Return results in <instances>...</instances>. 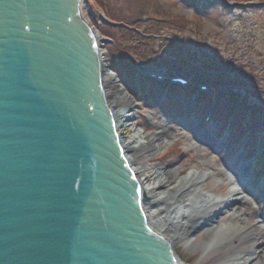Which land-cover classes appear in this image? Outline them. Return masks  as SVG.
<instances>
[{
	"label": "water",
	"instance_id": "95a60500",
	"mask_svg": "<svg viewBox=\"0 0 264 264\" xmlns=\"http://www.w3.org/2000/svg\"><path fill=\"white\" fill-rule=\"evenodd\" d=\"M84 0H0V264H181L145 219Z\"/></svg>",
	"mask_w": 264,
	"mask_h": 264
},
{
	"label": "rangeland",
	"instance_id": "374dc122",
	"mask_svg": "<svg viewBox=\"0 0 264 264\" xmlns=\"http://www.w3.org/2000/svg\"><path fill=\"white\" fill-rule=\"evenodd\" d=\"M194 1L196 8L186 0H86L82 13L93 28L102 34V39L111 41L105 45V51L109 55L112 69L119 75L126 89V84L132 87L136 80L133 66L137 68L135 71L139 79L135 85L141 90L144 83H148L141 70L149 68L151 71L163 73V69L169 70L166 64L176 65L169 68L177 74L179 70L185 76L189 75L190 80L212 86L215 74H218V69L213 66L215 61L229 64L228 67L240 74L235 77L234 71L224 72L227 83H236V79L242 82L241 86L233 85L231 90L245 99L248 108L246 113L238 114L237 108L233 109V114L222 113L220 120L211 124L207 131L204 130L205 133L197 127L196 120H165L159 117L156 111L151 112L155 121L142 122V118L137 116L146 113L137 102H132L136 116L130 124L135 133L151 135L168 122L167 126L173 136H167L165 145L154 157L152 165L179 167V178L195 173L207 175L199 188L208 198L228 200L236 194L234 199H237L238 203L229 212L216 214L211 223L213 231L205 232L198 227L173 247L175 255L186 264H212L223 253L222 250L212 251L223 234L216 229L235 223L230 218L235 211L241 210L240 212L244 213L243 219H249L246 221L247 225L255 226L253 233L262 231L256 236V240L261 237L264 239V224L255 215L258 211L264 212V178L261 177L264 168L260 169L262 165L258 167L256 174L259 178H256L255 168L252 166L262 146L257 148V145H252L246 130L254 124L255 115L264 117V0ZM103 18L111 25L104 22ZM160 64L162 69L158 68ZM220 66L225 68L224 65ZM225 82H219L222 85L219 90L227 91L224 90ZM226 103L224 98V104ZM254 110H258L257 114L253 113ZM240 120L243 121L241 125ZM224 125L228 127H225V133L222 135ZM258 127L264 130L263 118ZM230 130H234L232 135ZM204 134L208 135L209 139L202 145L197 135ZM263 135L264 133L262 137ZM248 139L249 144L253 146L249 147L250 150L247 148ZM212 144H216L218 150L216 146L213 148ZM249 151L254 154L253 160L246 158ZM222 155L226 160L222 159ZM225 161L243 169L241 173L245 175L244 181L255 187L251 195L241 191L238 181H229V178L233 180L234 177L226 173L223 175ZM195 198L189 197L193 205ZM189 205L191 207L192 204H186ZM176 213L172 218H180V212ZM153 215L154 212H151L152 219ZM167 218L168 216L156 214L152 223L158 227L165 221L167 223ZM191 224L184 221L185 228ZM251 244L252 242H247L243 247L248 248ZM259 250L261 254L257 264H264V245Z\"/></svg>",
	"mask_w": 264,
	"mask_h": 264
},
{
	"label": "bare ground",
	"instance_id": "6f19581e",
	"mask_svg": "<svg viewBox=\"0 0 264 264\" xmlns=\"http://www.w3.org/2000/svg\"><path fill=\"white\" fill-rule=\"evenodd\" d=\"M84 20L89 29L95 32L91 22L85 16ZM96 34L101 39V34L98 32ZM100 65L105 102L113 118L114 129L123 158L140 188L141 206L149 228L165 239L171 247H174L175 243L198 227L205 232L213 231L211 223L215 220L216 214L227 213L238 203V200L234 199L236 194H233L232 198L228 200L208 198L202 194L199 188L207 175L195 173L188 177L179 178V167L152 165L151 162L154 157L165 145L167 136L173 137L169 127L162 125L160 130L151 135L135 133L130 122L135 119L136 113L133 111L130 98L117 84L114 75L109 73L108 64L101 62ZM207 138L209 139L208 135L204 134L198 142L205 145ZM212 145L213 148L216 146V144ZM216 150H218L217 146ZM222 159L226 160V157L222 155ZM223 166L224 176L225 173H229L238 181V184L240 183V189L243 193L250 195L253 193L255 187L244 181L245 175L241 173L243 170L241 167L234 166L227 161L224 162ZM189 197H196L194 205ZM187 203H191V207L190 205L186 206ZM240 211H235L230 217L235 223L216 229L217 232L223 234L212 251L222 250L223 253L212 264H257L261 254L259 248L264 245V239L261 237L256 240V236L262 231L253 233L255 226L247 225L246 221L249 219H243L244 213ZM151 212H154L153 219L156 214L168 216L167 223L165 221L158 227L153 225V219L150 217ZM176 212H180V218H172ZM255 215L264 224V212L258 211ZM184 221L192 224L185 228ZM247 242H252V244L248 248H244L243 244ZM176 257L178 262L186 264L177 255ZM209 258L210 255L207 256V260Z\"/></svg>",
	"mask_w": 264,
	"mask_h": 264
},
{
	"label": "trees",
	"instance_id": "16d2710c",
	"mask_svg": "<svg viewBox=\"0 0 264 264\" xmlns=\"http://www.w3.org/2000/svg\"><path fill=\"white\" fill-rule=\"evenodd\" d=\"M188 3H191L192 4V6L193 7H195L196 8V4H195V1L194 0H186ZM218 5V4H217ZM219 8L221 7L222 8V6H218ZM91 20H93L92 18H91ZM94 21V20H93ZM182 24L184 25V21H182ZM123 32H125V31H123ZM220 65H224L225 66V68H223V67H221ZM176 66V65H175ZM213 66H215V68L216 69H218V71H219V73L220 74H218V75H216L215 76V82H214V85H220V83L219 82H221V83H224L225 81H226V79H225V71L227 72V70H231V71H234L235 72V70H233V68H231V67H228L229 66V64H227V63H225V62H223V61H215L214 62V65ZM218 66H220V67H218ZM173 67V66H172ZM169 68V67H168ZM170 69V68H169ZM178 70V69H177ZM179 71V70H178ZM135 74V73H134ZM235 77H238V76H240V74H238V73H236L235 72ZM240 83H242V82H238V79H236V83H234V84H240ZM225 84H227V81L225 82ZM127 86V89L129 90V91H131L133 94L134 93H136V90L134 89V87L132 86L131 87V85H128V84H126ZM151 92L147 95V96H143V95H140L141 96V100L142 101H144V103L146 104V105H148V103H146L145 102V100H147V101H151L152 103H155V102H157V101H159L158 99H159V93H160V91L161 90H163V89H167V90H169L170 91V94H171V96H172V99H171V103H174V101H175V96L176 95H179V94H185V95H188V94H193L195 91L193 90V89H190V90H188V91H186V90H179L178 91V88L176 89V88H174V87H172V86H169L168 84H164V83H162V84H159V83H155V82H153L152 84H151ZM197 91V90H196ZM137 93H139V91H137ZM215 94H217V97H220V95L218 94V92L216 91L215 92ZM205 98L204 97H200L199 96V100L200 101H202V100H204ZM207 99V98H206ZM229 102L228 103H226V104H224V99L221 97V99H220V106L222 107V112H223V114L225 113V110L227 109L228 110V112L227 113H231L232 111H233V109L234 110H236V108L238 109V113L239 114H243V113H246V109H248L247 107H246V102H245V99L243 98V97H241V96H238L237 94H235V93H231L230 94V96H229ZM221 111V110H220ZM258 111V110H257ZM253 113H256L257 114V112L256 111H253ZM240 117V116H239ZM255 121H256V123L258 122V120H257V118L261 121V118H263L264 119V117L262 116V115H256L255 117ZM261 123V122H260Z\"/></svg>",
	"mask_w": 264,
	"mask_h": 264
}]
</instances>
